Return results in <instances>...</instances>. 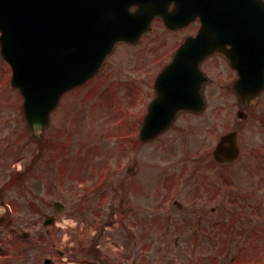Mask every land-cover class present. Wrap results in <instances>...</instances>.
<instances>
[{"label":"flooded vegetation","instance_id":"af4514ba","mask_svg":"<svg viewBox=\"0 0 264 264\" xmlns=\"http://www.w3.org/2000/svg\"><path fill=\"white\" fill-rule=\"evenodd\" d=\"M248 1L254 4L256 0ZM140 4L147 9L145 19L157 8L167 9L174 26H167L157 12L137 42L118 44L92 79L104 83L106 74L123 75L129 112L126 123L118 128L124 132L121 134L134 163V149L138 153L149 143L140 136L151 104L159 95L156 80L178 47L200 32H204L202 40L226 43L223 52L212 54L200 64L201 93L195 90L193 99L200 103L202 98L204 106L179 111L172 125L152 140L186 137L185 142H190L196 134L209 138V144L194 153L191 162L184 161V168L194 176L186 181L189 184H181L179 191L184 197H157L152 206L155 211L136 217L134 210L139 207L133 197H90L84 193L66 207L77 214V225L72 227L64 226L60 215L66 209L57 212L55 201L43 205L36 201L29 215L23 216L11 208L6 197H0V264H260L257 250L264 247V210L259 189L264 152L259 142L250 143L245 131L251 120L264 127V91L255 103L240 100L234 91L240 73L228 56L251 55L252 41L261 36L260 10L256 5L245 10V0H131L127 6L134 11ZM230 40L241 41L242 50ZM184 78H189L190 86L197 79L191 75ZM168 98L161 104L169 102ZM230 106L237 108L231 128L237 129L240 154L233 162H218L214 143L230 129ZM164 112L166 107L159 108L155 116ZM185 119L188 122L178 126ZM169 146L174 151L169 142H164L160 151L168 153ZM234 165L241 172H231ZM136 171L130 163L127 174L134 178L127 175L126 186L129 180H136ZM240 176L246 183L235 189L237 193L232 192ZM112 179L114 187L115 176ZM139 181L136 191L142 186L143 181ZM178 182L173 175L162 178L159 191H174ZM143 201L147 207V197ZM236 204L241 207L235 209ZM102 216L106 219L100 221ZM164 222L166 225H162Z\"/></svg>","mask_w":264,"mask_h":264},{"label":"rangeland","instance_id":"374dc122","mask_svg":"<svg viewBox=\"0 0 264 264\" xmlns=\"http://www.w3.org/2000/svg\"><path fill=\"white\" fill-rule=\"evenodd\" d=\"M10 75L11 69L0 55V197L2 196L1 189L3 187L5 189L4 196L9 198V201L13 203L15 209L17 208L20 211L21 215L28 216L30 210H32L31 204L36 203V201L39 203L40 200V204L43 205L44 201L56 199L70 205L75 197H81L83 193L90 195V197H133V202L139 207L134 210L136 217H138V214L149 216L150 213L155 211L156 208L154 209L152 206L157 197H184L182 191L178 193L176 191L179 190L178 188L182 183L189 184L186 181L194 178L190 170L184 168L186 165L184 161L190 160L191 162V156L201 147L209 144L208 137L196 134L192 136L190 142L184 143L180 137L159 139L148 145H143L138 153H136L137 149L135 148L136 162L134 163L133 158L118 148V138L114 137L111 130L114 119L112 118L114 113L112 107L116 103L115 97L120 104L126 103L127 98L125 85L118 83L116 86L114 85L115 97L111 94L112 91L105 93L104 97L96 100L97 104L93 108L89 107V102L82 103L80 106L82 92H74L68 95L65 101L63 100L61 108L53 115L51 125L44 132V138L36 140L31 136L30 128L23 116L21 94L18 90L9 87ZM113 77L111 75L108 79ZM115 77L121 78L123 76L118 75ZM102 90L103 88L100 90L95 89L97 93ZM87 91L88 89L85 90V92ZM88 100L93 101V97ZM85 106L87 112L81 109ZM125 109L128 112V107ZM123 112L118 113V115L124 114ZM187 122L188 120L185 119L178 126L181 127ZM258 130H260L259 134H257ZM246 134L250 135L249 141H252L251 144L254 142L264 143V127L260 128L255 121L251 122ZM181 138L186 139V137ZM163 140H169L170 145L175 147L174 151L171 149L172 146L167 149L168 153L160 151L161 145L164 143ZM121 144L124 145V142ZM79 146H87L84 148V156L81 155V149L77 148ZM53 148L61 149L59 159L62 160V166L58 170L56 169L57 159L53 162L55 171L52 177V173L49 172L50 163L48 158L50 151H57ZM114 151L117 152L115 155ZM36 155H40L42 160L37 168H33L31 162ZM81 156L82 158H80ZM69 157L73 158L71 160L72 165L70 166V162L64 165V159L66 161ZM111 159L114 161L111 174L108 176L109 167L102 168V172L100 170L97 174L96 169H94V161L95 163L102 161L106 165L107 162H111ZM83 162L88 163L83 164ZM129 163L137 169V177L133 182L129 180V184L126 186L124 178L128 175L126 168ZM125 164V170L123 171L121 168ZM16 165L23 171L19 172ZM66 167H68L66 173L71 168V173H68V175L64 173ZM114 171L117 174L114 187H112L108 181ZM139 171H142L140 175ZM102 173H105V175ZM19 174H21V177H19ZM170 175L178 178L180 182L177 184L175 191L162 194L159 191L160 179L165 178L167 180ZM129 177L134 178V176L128 175ZM83 178L90 179L82 182ZM12 179L13 182L10 181ZM139 180L143 181L142 186L140 191H136L135 185L136 182L140 183ZM236 182L237 184L232 185V192H236L235 189H241L240 184H245L246 179L240 176L237 177ZM263 183L264 174L259 189L261 197L264 194ZM53 184L57 185L53 186ZM94 186L95 189H98L93 190ZM145 197L148 199L147 207L143 201ZM237 207H241V205L236 204L234 208L238 209ZM176 216H180V214H176ZM61 217L77 220L76 212L68 209ZM104 219V216L100 217V221ZM162 225H166V223L164 222ZM261 226L263 233L264 225ZM260 241L262 242V240Z\"/></svg>","mask_w":264,"mask_h":264},{"label":"water","instance_id":"95a60500","mask_svg":"<svg viewBox=\"0 0 264 264\" xmlns=\"http://www.w3.org/2000/svg\"><path fill=\"white\" fill-rule=\"evenodd\" d=\"M123 12L98 8L96 0H0L2 55L12 65L11 85L25 98V116L34 133L47 126L66 90L96 72L116 42L114 36L128 35L112 31ZM137 15L142 18L141 12Z\"/></svg>","mask_w":264,"mask_h":264}]
</instances>
